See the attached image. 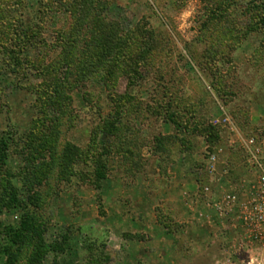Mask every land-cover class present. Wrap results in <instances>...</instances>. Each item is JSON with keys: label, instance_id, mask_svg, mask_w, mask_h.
Wrapping results in <instances>:
<instances>
[{"label": "rangeland", "instance_id": "1", "mask_svg": "<svg viewBox=\"0 0 264 264\" xmlns=\"http://www.w3.org/2000/svg\"><path fill=\"white\" fill-rule=\"evenodd\" d=\"M35 2L0 0V244L23 212L6 211L10 184L38 167L29 138L42 131L59 149L89 151L71 176L54 171L36 190L40 247L58 251L35 264H264V242L207 202L241 196L264 173V0H106L105 25H138L154 49L131 70L81 80L68 94L73 113L61 117L50 100L64 76L54 32L81 16L48 13L24 49L19 24L36 31Z\"/></svg>", "mask_w": 264, "mask_h": 264}, {"label": "trees", "instance_id": "2", "mask_svg": "<svg viewBox=\"0 0 264 264\" xmlns=\"http://www.w3.org/2000/svg\"><path fill=\"white\" fill-rule=\"evenodd\" d=\"M35 6V14L39 15L36 31H28V29H33L36 24L32 25L31 28L26 26L24 29L23 23L20 22L19 24L24 33L22 38L28 39L24 49H27L26 46L29 44L34 46L40 36L39 31L43 33V24L48 13H70L69 15L79 13L77 16H81L80 21L77 22L79 26L74 22L72 26L54 32V39L57 40L56 43H59L57 46L60 47L58 54L60 59L56 63L60 70L64 71V73L62 72L64 76L56 84L54 82L51 84L53 90L50 94V100L54 101L60 117L66 113H73L68 94L79 87L81 80L98 75L97 78L103 81L110 78L115 71L124 69L126 64H130L128 69L131 70L132 66L135 65L134 63L138 67L142 61H146L147 56L154 49L155 40L151 36L143 39L142 29L138 25L128 29L127 32H120L116 26L105 25L106 23L98 17V14L106 7V0H36ZM139 44H141V48H137ZM133 72H137V70L133 69ZM203 129L206 131L207 140L209 138H213L209 140L211 142L216 140L217 136L212 127L208 125ZM52 134L49 136L40 131L29 138L30 141L32 140V145H35L33 154L36 157L35 163L39 159L38 167H34L32 172H25V178L28 182L23 181L18 186L12 180L10 184L11 200L7 206L5 205L6 211L23 210V212L20 223L15 227H10L5 232L4 242L0 244V256L6 259L3 264H19L24 258V249L30 239H36L34 245L37 248L32 250L27 264H35L36 261L40 263L49 254L50 250L47 247L43 249L40 247L43 241L41 224L37 221L34 211L30 209L31 207H39L40 197H38L39 194L36 190L54 171H56L55 174L60 175L62 180L66 176H71L76 164L87 157L89 150H83L70 142H66L59 149L57 137L56 135H54L55 137L52 136ZM6 146V140L2 138L0 140L2 151L0 163L2 165L5 164L7 156ZM94 164L97 165L95 172L98 179L103 178V170L100 167L103 164L105 168L102 154L96 155ZM19 191L25 192L26 201L19 196ZM57 251L58 248L50 252Z\"/></svg>", "mask_w": 264, "mask_h": 264}, {"label": "built area", "instance_id": "3", "mask_svg": "<svg viewBox=\"0 0 264 264\" xmlns=\"http://www.w3.org/2000/svg\"><path fill=\"white\" fill-rule=\"evenodd\" d=\"M224 120L233 129V124L229 117H225ZM252 142L253 140H249V143ZM209 160L214 162L216 156L212 155ZM204 189L205 191L210 190L208 186H205ZM207 202L220 215L228 213V211L229 213H236L251 237L264 242V173H261L257 179V183L241 193V196L235 191L226 192L222 193L217 200L211 197Z\"/></svg>", "mask_w": 264, "mask_h": 264}]
</instances>
